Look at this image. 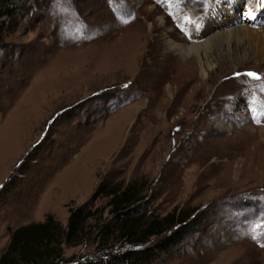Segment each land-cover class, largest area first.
Wrapping results in <instances>:
<instances>
[{"label":"rangeland","instance_id":"rangeland-1","mask_svg":"<svg viewBox=\"0 0 264 264\" xmlns=\"http://www.w3.org/2000/svg\"><path fill=\"white\" fill-rule=\"evenodd\" d=\"M248 2L25 0L2 18L0 255L19 226L47 214L64 226L100 182L140 181L149 217H198L197 232L147 264H264V5L250 19ZM212 3L256 32L202 39ZM195 39L207 47L170 50ZM249 71L261 80L235 75Z\"/></svg>","mask_w":264,"mask_h":264},{"label":"trees","instance_id":"trees-1","mask_svg":"<svg viewBox=\"0 0 264 264\" xmlns=\"http://www.w3.org/2000/svg\"><path fill=\"white\" fill-rule=\"evenodd\" d=\"M25 0H0V51L5 20L23 11ZM144 186L140 181L100 182L89 200L68 209L63 226L53 215L14 229L0 255V264H147L180 245L192 231L197 232L196 209L174 208L163 217H149L141 211ZM106 200L94 207L97 200ZM155 240L153 241V239ZM93 246L89 258L64 257V250Z\"/></svg>","mask_w":264,"mask_h":264},{"label":"bare ground","instance_id":"bare-ground-1","mask_svg":"<svg viewBox=\"0 0 264 264\" xmlns=\"http://www.w3.org/2000/svg\"><path fill=\"white\" fill-rule=\"evenodd\" d=\"M252 1L253 2H248V4L244 7V13L247 12L249 9H251L253 12V18H256L257 15H256L255 11H257V8L260 7V5L258 4L259 0H252ZM210 6L213 9L212 11L216 10V12L214 14L212 13L213 15L211 17L209 16L210 20L205 21V33L204 34H206V35L202 36V39L207 38L206 41H209L210 38H214V39L216 38V39H221L227 43H230L231 41L237 40L240 36H243L246 33L253 34L256 32V31L251 29L250 25L243 23V21H241L243 23L241 26H240V24L239 25L232 24L233 22L227 17V14H225V12L227 10V9H225L226 7H222L221 5H216L215 3L210 4ZM262 9H264V6ZM244 13H243V15H244ZM222 16H225L224 20L227 21V23H229V24L231 23L234 26L226 29L227 27H225L223 22L218 21V17H222ZM246 18H248V17H246ZM224 20H222V21H224ZM225 21H224V23H225ZM223 30H225V31H223ZM192 33H194V32H192ZM257 36H259V34ZM196 39H195L196 43L192 44L191 47H189V48L182 46V45L173 46V44L170 43V50H176L177 49L176 52H179L181 55H187L189 53V51L192 49L195 51V49H200V48L205 49L207 47L206 41H203L202 43H200V41H197ZM205 53H207L206 50H205ZM259 57L264 59V51L262 52L261 56H259ZM185 68H186L185 71H187V74H188V76H186V74H184L185 80L186 81H192L194 79L192 67L191 66H185ZM201 72H202L201 74L204 78L207 75L205 67H204V63L201 65ZM260 118L262 119V122L264 124V115H262ZM262 130H264V126H263ZM249 140L250 139H248V141ZM246 141H247V139H246ZM255 143H256V145L254 146V151H256L255 155L257 153L260 154V152L262 154H264V145L257 143V142H255Z\"/></svg>","mask_w":264,"mask_h":264},{"label":"snow or ice","instance_id":"snow-or-ice-1","mask_svg":"<svg viewBox=\"0 0 264 264\" xmlns=\"http://www.w3.org/2000/svg\"><path fill=\"white\" fill-rule=\"evenodd\" d=\"M158 2H163V0H158ZM259 3L261 5H264V0H259ZM169 15H172L171 12H169ZM244 15L248 18H253V12L251 9H249L247 12L244 13ZM185 20H187V17H185ZM181 31H184L183 27H181ZM237 77L239 76H245V77H248L250 80H253V81H260L261 80V76L256 73V72H252V71H249V72H244V73H236L235 74ZM262 90H264V88H262ZM252 103L255 105V100L252 101ZM260 107V110L261 111H264V105H261L259 106ZM254 111H256V109L254 108L253 109ZM254 122L256 123H261V119L259 118V116H254ZM260 228V224H256L255 227L252 228V235H251V238L254 240V241H260V237H258L255 233L257 231V229ZM264 235V234H262ZM260 246L261 247H264V242H261L260 243Z\"/></svg>","mask_w":264,"mask_h":264},{"label":"crops","instance_id":"crops-1","mask_svg":"<svg viewBox=\"0 0 264 264\" xmlns=\"http://www.w3.org/2000/svg\"><path fill=\"white\" fill-rule=\"evenodd\" d=\"M43 220L41 219V220H39V222H42Z\"/></svg>","mask_w":264,"mask_h":264}]
</instances>
